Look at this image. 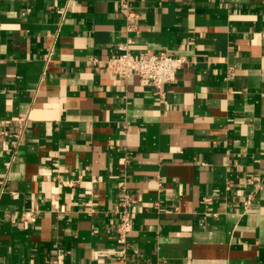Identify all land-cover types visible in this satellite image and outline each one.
<instances>
[{"label": "crops", "instance_id": "crops-1", "mask_svg": "<svg viewBox=\"0 0 264 264\" xmlns=\"http://www.w3.org/2000/svg\"><path fill=\"white\" fill-rule=\"evenodd\" d=\"M0 264H264V0H0Z\"/></svg>", "mask_w": 264, "mask_h": 264}, {"label": "built area", "instance_id": "built-area-1", "mask_svg": "<svg viewBox=\"0 0 264 264\" xmlns=\"http://www.w3.org/2000/svg\"><path fill=\"white\" fill-rule=\"evenodd\" d=\"M120 53L104 60V66L110 74L129 77L137 76L144 86H154L160 96H164L166 84L176 80L178 71L187 62L182 55H172L165 52L148 53L134 57L128 44L119 46ZM96 61V60H95ZM22 130L25 123H21ZM120 210V221L116 227L118 240L124 242L132 228L127 202L125 201ZM24 219H32L29 212L24 213Z\"/></svg>", "mask_w": 264, "mask_h": 264}]
</instances>
